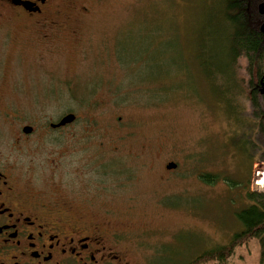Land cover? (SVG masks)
Instances as JSON below:
<instances>
[{
  "label": "rangeland",
  "instance_id": "1",
  "mask_svg": "<svg viewBox=\"0 0 264 264\" xmlns=\"http://www.w3.org/2000/svg\"><path fill=\"white\" fill-rule=\"evenodd\" d=\"M60 3L67 30L39 41L0 17L2 157L48 190L52 179L84 189L87 215L124 230L130 264H185L225 244L248 193L264 191V135L247 91L229 102L213 89L209 75L224 82L218 44L196 53L215 34L214 1ZM68 113L74 123L51 127ZM259 247L238 248L235 264H260Z\"/></svg>",
  "mask_w": 264,
  "mask_h": 264
},
{
  "label": "flooded vegetation",
  "instance_id": "2",
  "mask_svg": "<svg viewBox=\"0 0 264 264\" xmlns=\"http://www.w3.org/2000/svg\"><path fill=\"white\" fill-rule=\"evenodd\" d=\"M60 1L0 0V9L9 12L0 17L8 25L20 20L32 26L33 38L39 41L49 36L44 29L67 30L69 15ZM2 156L0 152V264L131 263L119 249L124 230L105 218L87 215L91 204L84 189L77 194L72 185L64 191L61 182L52 179L54 188L48 190L18 173Z\"/></svg>",
  "mask_w": 264,
  "mask_h": 264
},
{
  "label": "trees",
  "instance_id": "3",
  "mask_svg": "<svg viewBox=\"0 0 264 264\" xmlns=\"http://www.w3.org/2000/svg\"><path fill=\"white\" fill-rule=\"evenodd\" d=\"M213 1L211 11L216 13L210 22L214 27L212 31H216L214 35L208 32L200 41L196 53L204 54L212 40L218 44L221 49L218 72L224 82L221 87H214L218 77L209 75L213 89L232 94L227 97L228 100H232L236 92L247 91L254 117L259 120L264 135V0ZM241 59L246 60L248 78L239 76ZM203 177L213 178L208 174ZM262 183V180L258 181V184ZM248 198L250 203L236 211L240 229L230 240L203 250L185 264H235L238 248L246 246L252 239L259 242V263L264 264V191L249 192ZM240 259L243 257L240 256Z\"/></svg>",
  "mask_w": 264,
  "mask_h": 264
},
{
  "label": "water",
  "instance_id": "4",
  "mask_svg": "<svg viewBox=\"0 0 264 264\" xmlns=\"http://www.w3.org/2000/svg\"><path fill=\"white\" fill-rule=\"evenodd\" d=\"M76 119L75 115L73 113H68L66 115H64V118H62L59 122L52 124V127H60V126H64L66 123H70L72 121H74ZM24 130L27 133L32 132L31 127H25ZM177 166V164L175 162H169L166 167L169 169H175Z\"/></svg>",
  "mask_w": 264,
  "mask_h": 264
}]
</instances>
